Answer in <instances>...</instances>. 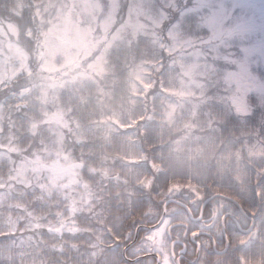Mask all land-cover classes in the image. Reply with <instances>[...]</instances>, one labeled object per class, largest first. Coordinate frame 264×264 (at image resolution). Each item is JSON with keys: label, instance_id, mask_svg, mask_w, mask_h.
Listing matches in <instances>:
<instances>
[{"label": "trees", "instance_id": "1", "mask_svg": "<svg viewBox=\"0 0 264 264\" xmlns=\"http://www.w3.org/2000/svg\"><path fill=\"white\" fill-rule=\"evenodd\" d=\"M90 1L101 6L99 24L112 10L109 32L134 9L160 22L154 26L149 19L145 30L128 35L121 31L83 58L100 55L83 72L75 63L51 71L41 67L36 46L66 0H0V24L15 28L9 40L26 53L29 70L0 82V142L11 146L0 160V183L7 187L0 205V264H131L122 249L137 227L134 245L139 242L168 199L195 213L211 196L230 199L246 231L227 219L226 249L216 253L204 245L203 264H264V137L245 138L240 129L225 126L227 117L208 104L195 72L194 91L181 93L185 86L161 45L167 30L152 8L157 0ZM141 64L152 75L135 92L132 71ZM39 90L48 97L40 99ZM40 161L44 177L33 172ZM21 163L24 179L15 183L8 176ZM55 168L75 173L65 189L51 184ZM166 209L174 221L186 213L175 202ZM218 239L223 248L224 238ZM148 260L133 264H153Z\"/></svg>", "mask_w": 264, "mask_h": 264}, {"label": "snow or ice", "instance_id": "2", "mask_svg": "<svg viewBox=\"0 0 264 264\" xmlns=\"http://www.w3.org/2000/svg\"><path fill=\"white\" fill-rule=\"evenodd\" d=\"M152 8L162 30L184 41L187 62L225 126L264 137V0H157ZM252 64L259 81L248 72Z\"/></svg>", "mask_w": 264, "mask_h": 264}, {"label": "rangeland", "instance_id": "3", "mask_svg": "<svg viewBox=\"0 0 264 264\" xmlns=\"http://www.w3.org/2000/svg\"><path fill=\"white\" fill-rule=\"evenodd\" d=\"M114 1L115 0H110V4L114 3ZM100 11L101 6L98 2L90 0H66L65 10L60 12L59 20L54 21L48 30L43 33L44 38L42 44L40 43L36 46L37 56L41 63V67L52 71L60 68L62 65L75 63L77 67H83V72L87 67L96 66L100 55L98 53L93 57V59L88 58L84 60L83 58L85 56H89L94 49L99 52L102 46L108 45L109 40H112L115 36H119L121 31L128 35V33L142 28L145 30L148 27L147 23H149V19L152 21L154 26H158L160 22L157 19L145 17L144 14L142 16L139 10L137 11L134 9L131 11L130 15L126 16L125 24L119 26L116 31L114 30L113 32H109V27L114 22L112 10L110 9L106 12L99 24L96 22V15L100 13ZM86 17L88 22L87 24H83L84 18ZM10 33H15L13 25L7 24L6 26H3L0 24V82L9 77L12 78L19 70L29 72L28 65L26 63L27 55L24 50L16 45V43L10 42ZM92 34L93 42L91 41ZM101 37L102 39L98 41ZM166 38V40H162L161 45H163V47L167 50L165 53L166 56H170L168 62L172 69L175 70L176 78L181 80L182 87L185 86V90L181 91V93H185L184 95H186L189 91H194V86L198 81L193 75V67L187 62V57L184 55V53L188 51L187 46L184 44V41L179 36L178 32L173 29L166 31ZM12 58L17 61V66L14 61L12 63L9 62ZM82 59L84 61H81ZM159 68L160 65L156 66L154 76H156ZM150 70L151 68L148 64H141L134 68L132 71L131 84L135 92H139V90L148 86L152 75ZM248 72L255 75L259 81V73L256 71L254 64L249 65ZM72 76L78 77L76 74H73ZM172 78L173 76L171 75L170 79ZM154 79L156 80V77H154ZM46 92L47 90H39V93L43 95L40 99L48 97ZM177 97L180 96L178 95ZM171 100L167 99L166 101ZM171 109L173 108L171 107ZM258 148L259 147H256V151H258ZM10 150V141L0 142V160L6 157ZM256 154H260V152H256ZM41 162L42 161L34 162L35 165L33 172H36L38 175L43 173L42 175L44 177V165L41 164V168L39 169L38 163ZM23 165L24 163H21L17 165V167L12 168L13 172L8 176L11 181L15 183L23 181L25 175V172L22 169ZM4 172L8 173V170H4ZM53 172L54 178L51 179V184L53 187H56V189L61 187L65 189V186L69 185V183L74 180L75 173L72 168H68L66 170L55 168ZM55 179H59L61 181L59 185L54 184ZM10 189L11 188H8V190ZM6 193V185L0 183V205L5 202ZM220 203L222 204V202ZM220 203L218 204L221 205ZM223 205L227 206V204ZM218 221L219 218L216 219L215 223ZM5 224L8 226V223ZM16 225V223H12L11 228H15ZM147 239L148 243L145 245L147 247L155 246L156 250L159 251V255L164 257L163 264H171L168 259V244L164 234V227L150 233ZM21 244L20 242H17L16 246L21 247Z\"/></svg>", "mask_w": 264, "mask_h": 264}, {"label": "flooded vegetation", "instance_id": "4", "mask_svg": "<svg viewBox=\"0 0 264 264\" xmlns=\"http://www.w3.org/2000/svg\"><path fill=\"white\" fill-rule=\"evenodd\" d=\"M209 208L212 214L213 213L212 207ZM225 218L230 219L229 215H226L222 217L219 223L223 224ZM191 219L199 221L200 223H204L205 221H207L208 217H206L202 213L200 217L197 216L196 218H193V215L191 214ZM175 227L176 225L171 224L166 229V235L168 236L170 242L175 240L180 241L175 243L173 246L169 245L168 247V253L171 259L174 260L175 264H195L196 263L195 259H197L198 257L197 255L199 254V250L201 249V245L203 243L209 242V245L212 249H214L215 247L216 248L219 247L218 239L214 237L210 231L196 230L189 234V226L183 224L181 226V229L184 230L183 235L177 236L172 233Z\"/></svg>", "mask_w": 264, "mask_h": 264}, {"label": "water", "instance_id": "5", "mask_svg": "<svg viewBox=\"0 0 264 264\" xmlns=\"http://www.w3.org/2000/svg\"><path fill=\"white\" fill-rule=\"evenodd\" d=\"M163 217H164V214H162L160 220L158 221L157 224H155V225L153 226V228L156 227L157 225H159V224L161 223V221L163 220Z\"/></svg>", "mask_w": 264, "mask_h": 264}]
</instances>
